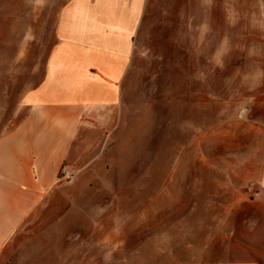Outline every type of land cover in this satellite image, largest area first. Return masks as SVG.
Segmentation results:
<instances>
[{
  "label": "crops",
  "instance_id": "crops-1",
  "mask_svg": "<svg viewBox=\"0 0 264 264\" xmlns=\"http://www.w3.org/2000/svg\"><path fill=\"white\" fill-rule=\"evenodd\" d=\"M161 6L189 8L183 19H163L175 33L188 29V38L170 40L173 52L205 55L207 70L235 72L242 88L215 99L221 126L206 135L221 138L212 172L244 188L222 191L216 209L224 217L207 237H221L218 264H264V0H62L50 16L54 42L42 78L23 98L25 113L0 134V264L22 259V242L11 247L38 214L60 215L41 230L61 232L41 240L54 250L36 253L38 264H100L101 248L127 245L128 212L99 184L109 182L121 144L137 38ZM63 168L72 183L59 180Z\"/></svg>",
  "mask_w": 264,
  "mask_h": 264
},
{
  "label": "rangeland",
  "instance_id": "rangeland-1",
  "mask_svg": "<svg viewBox=\"0 0 264 264\" xmlns=\"http://www.w3.org/2000/svg\"><path fill=\"white\" fill-rule=\"evenodd\" d=\"M61 1L0 0V134L22 117L24 96L42 78L54 42L50 16ZM188 10L156 7L149 28L137 38L123 85L121 144L109 182L99 184L115 193L128 212L127 245L101 248L100 264H218L221 258V237L213 241L207 229L222 223L224 216L216 209L225 201L222 191L244 187L232 177L222 182V175L212 172L213 162L221 158V152L212 150L213 142L219 145L221 138L207 139L206 133L221 126L215 99L235 96L242 88L235 72L207 70L205 55L173 52L170 40L188 38V29L175 33L173 24L163 19L171 13L183 19ZM184 24L188 26H177ZM58 217L38 214L29 219L11 247L13 251L22 242V259L10 263L11 255L6 264H38L36 253L54 250L43 247L41 240L61 232L41 230V225Z\"/></svg>",
  "mask_w": 264,
  "mask_h": 264
},
{
  "label": "built area",
  "instance_id": "built-area-1",
  "mask_svg": "<svg viewBox=\"0 0 264 264\" xmlns=\"http://www.w3.org/2000/svg\"><path fill=\"white\" fill-rule=\"evenodd\" d=\"M60 179H62L64 182H72L73 181V175L70 174L66 169H62L59 174Z\"/></svg>",
  "mask_w": 264,
  "mask_h": 264
}]
</instances>
